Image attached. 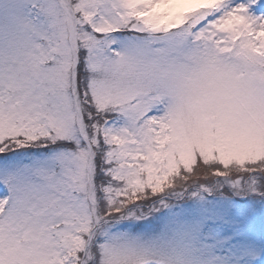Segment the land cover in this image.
Instances as JSON below:
<instances>
[{
  "label": "snow or ice",
  "instance_id": "1",
  "mask_svg": "<svg viewBox=\"0 0 264 264\" xmlns=\"http://www.w3.org/2000/svg\"><path fill=\"white\" fill-rule=\"evenodd\" d=\"M0 264H264V0H0Z\"/></svg>",
  "mask_w": 264,
  "mask_h": 264
}]
</instances>
